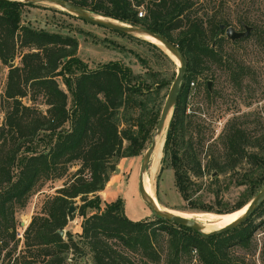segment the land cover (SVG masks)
<instances>
[{"label": "trees", "instance_id": "trees-1", "mask_svg": "<svg viewBox=\"0 0 264 264\" xmlns=\"http://www.w3.org/2000/svg\"><path fill=\"white\" fill-rule=\"evenodd\" d=\"M67 1L145 27L178 46L186 70L164 142L165 152L174 145L175 187L195 210L225 213L243 207L264 184V62L227 51L221 25L250 26V35L232 44L252 36L262 53L264 0ZM31 5L36 3L0 0V61L8 67L1 99L0 264H64L68 254L90 255L91 264H159L163 252L167 261L179 263L193 251L200 264H264V238L259 263L253 240L264 217L257 223L252 219L256 212L264 215V200L242 223L209 235L157 215L131 220L119 196L102 201L99 192L119 160L148 147L175 72L167 78L141 59L142 73L118 61L91 68L78 56L75 36L23 22V9ZM112 31L147 44L175 67L156 44ZM16 58L17 63L10 61ZM219 69L228 76L225 107L233 113L213 138L203 163L186 133L192 125L184 123V111L190 83L201 76L212 81ZM206 93L212 95L207 82ZM204 170L216 172L209 178L217 188L210 192V205L200 194L193 197ZM51 180L62 184L32 215L18 249L16 210ZM231 186H243L241 193L248 196L236 206L221 208L226 203L222 189ZM71 204L82 218L76 234L65 230L73 217L67 213Z\"/></svg>", "mask_w": 264, "mask_h": 264}, {"label": "rangeland", "instance_id": "rangeland-1", "mask_svg": "<svg viewBox=\"0 0 264 264\" xmlns=\"http://www.w3.org/2000/svg\"><path fill=\"white\" fill-rule=\"evenodd\" d=\"M141 9L143 11V8ZM22 20L24 23L36 28L75 36L79 42L77 54L91 68L104 62L118 61L130 67L135 73H142L145 68L141 64V59L152 69L160 71L162 75L167 78H171L173 72L176 73V63L175 67L172 66L147 44L135 38L114 32L108 28L84 21L71 13H65L63 10L60 11V9L52 7L47 3H37L36 5L25 6L23 9ZM233 26L238 31L244 30V27L239 24L235 23ZM224 36L227 39V42H225V49L227 51H234L236 56L243 57L246 60L264 62V51H262V53L259 52L261 45L260 43H256L252 36L238 42L236 45L232 44L235 40H230L225 33ZM13 62L17 63L18 58ZM7 69L8 67L0 61V124L3 122L4 118L1 99L5 88ZM216 72V79H212L210 84L212 95L206 93V82L211 78L201 76L190 83V92L187 96V106L184 111L186 118L184 123L187 125V123L190 122V125H192L190 129H187L186 133L187 135L190 134L193 141L196 143V149L200 154L203 163L206 160L207 151L213 142V138L220 132L226 119L233 113L232 110H228L225 107L227 99L226 94L229 89L227 73L220 69ZM24 101H26V99H24ZM173 147L174 145L172 142L169 144L168 149L165 152L163 142L162 154L153 177L157 201L165 208L188 214L211 212L193 209L191 203L183 199L177 191L174 184V169L171 164V151ZM143 153L144 151L137 156L121 158L116 166L118 170L112 172L106 186L99 192L102 201L104 202L112 201L118 196L121 197L124 203L125 215L127 218L135 221L153 216L150 207L141 199L138 191V176ZM151 162L152 156L147 170L149 169ZM72 169H74V167ZM214 176L208 174V172L204 170V176L202 179H199L200 188L196 191L193 197L200 194L204 203L209 205L212 204L214 201L213 195L210 192L217 188L209 184V178ZM61 184L62 180L45 182L42 187H40L29 198L25 207L16 210L15 216L18 221V236L21 240L18 249H20L22 245L23 229L30 221L32 215L41 210L45 200L54 195L56 188ZM242 189L243 186H231L228 190L223 188L222 192L224 193L226 203L221 208H231L232 206H236L239 201L246 198L248 194H242ZM80 203V199L76 198L74 205L78 206ZM214 208H220V206L215 205ZM72 213L73 217L68 219L65 230L74 234L80 233V223L82 218L77 214V209ZM263 217L264 215L261 214V212H256L253 214L252 219L257 223L263 219ZM263 238L264 225L256 230L253 236L254 242H257L258 244L254 254L257 263H259V248ZM239 252L242 253L241 250H239ZM64 264H91L90 255H86L82 258H75L72 257V254H68V259ZM159 264H200V262L194 251L189 256L183 257L179 263H176L173 260L167 261V256L165 255V252H163Z\"/></svg>", "mask_w": 264, "mask_h": 264}, {"label": "water", "instance_id": "water-1", "mask_svg": "<svg viewBox=\"0 0 264 264\" xmlns=\"http://www.w3.org/2000/svg\"><path fill=\"white\" fill-rule=\"evenodd\" d=\"M15 1L32 2L36 4L37 3H47L51 5L52 7H55L57 9L63 10L68 13H71L84 21L108 28L110 30H116V31H119V32H122L128 35L140 37L141 39H144L151 43L156 44L174 61V63H176L177 70H176L175 76L171 82L170 88L168 90V93L165 97L162 108L160 110L159 118L157 120L155 129L153 130L151 138H150V143L142 155L140 169H139L138 191H139L141 199L150 207L153 215L166 218L170 221L176 222L177 224L193 229L204 235H209V234L220 233L222 231L231 229L237 226L238 224L242 223L263 202L264 184L254 194V196L244 205V206L247 205L245 208V211L237 220H235L234 222L222 228L211 230L210 232H204L203 226L197 223L195 220L170 213L158 201L149 199L146 196L145 191H144L143 175L147 170L150 157L156 147L157 137L161 135L164 129H166V133H167L170 127V123H171V119H172V115L174 111V106L176 104L177 95L180 89V84L183 81L184 73L186 70V62H185V58L181 50L178 48L177 45L170 42L169 40H167L164 36H162L159 33H156L140 25H134V24L122 22V21H119L111 17H106L104 15L90 12L89 10L83 8L82 6L74 4L67 0H15ZM97 15H100L102 17L101 18L96 17ZM221 29L224 30V33L226 34V36L232 41L246 37L247 35H249L251 31L250 26H245L243 31H238L233 26L224 27L223 25H221ZM148 38L158 41L161 45H159L155 41L148 40ZM10 61L13 62V59H11ZM210 84H211V81L210 80L207 81V87L209 90H210ZM117 170L118 169L116 168L115 171ZM215 173L216 172H213L212 176H214ZM74 211H75V206L71 204L67 210V213L70 214ZM58 232L60 235L65 234L64 230H59Z\"/></svg>", "mask_w": 264, "mask_h": 264}, {"label": "bare ground", "instance_id": "bare-ground-1", "mask_svg": "<svg viewBox=\"0 0 264 264\" xmlns=\"http://www.w3.org/2000/svg\"><path fill=\"white\" fill-rule=\"evenodd\" d=\"M96 17L101 18L102 16L97 15ZM148 40L155 41L159 45H161L158 41L153 40L151 38H148ZM165 132H166V129H164L161 135L157 137V144L151 155L152 156L151 165L149 169L143 175V186H144L145 194L149 199L154 200V201H157V199L155 196L153 177L157 170L159 159L162 154V146H163V142H165L164 139L166 138ZM246 206H243L240 209L235 210V211L225 212V213H220V214L215 213V212H199V213L188 214L185 212L168 209V208H165L164 206L163 207L170 213L195 220L197 223L203 226L204 232H210L211 230L222 228L234 222L235 220H237L245 211Z\"/></svg>", "mask_w": 264, "mask_h": 264}, {"label": "built area", "instance_id": "built-area-1", "mask_svg": "<svg viewBox=\"0 0 264 264\" xmlns=\"http://www.w3.org/2000/svg\"><path fill=\"white\" fill-rule=\"evenodd\" d=\"M141 15V12L139 13V16Z\"/></svg>", "mask_w": 264, "mask_h": 264}]
</instances>
